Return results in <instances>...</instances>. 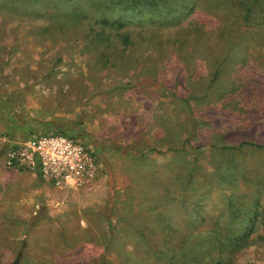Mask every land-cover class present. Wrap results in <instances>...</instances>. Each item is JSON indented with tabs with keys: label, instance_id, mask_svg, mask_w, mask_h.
Wrapping results in <instances>:
<instances>
[{
	"label": "rangeland",
	"instance_id": "1",
	"mask_svg": "<svg viewBox=\"0 0 264 264\" xmlns=\"http://www.w3.org/2000/svg\"><path fill=\"white\" fill-rule=\"evenodd\" d=\"M153 1L0 0V264H12L19 252L20 264H178L164 241L165 227L149 209L155 198H170L163 208L179 229H191L189 222L196 228L199 214L218 215L238 198L242 217L250 214L255 185L236 179L246 164L264 161V148L223 150L212 143L223 137L219 144H264V111L257 112L264 98L236 94L253 106L245 119L216 110L213 100L233 81L245 82L241 88L251 96L258 84L263 94L264 60L257 50H264V0ZM76 2L88 11L84 29L51 33V16L59 25ZM195 4L213 10L222 27L235 28V37L216 53L219 62L193 48L151 55L142 43L105 64L89 43V26L106 15L132 27L150 26L146 37L155 44L153 34L172 31ZM216 68L215 90H205ZM190 95L199 96L192 100L195 132L181 100ZM56 131L94 152L99 172L84 186L59 188L7 167L9 147ZM192 171L195 195L177 180ZM187 194L203 199L182 225L176 214L184 213ZM221 220L230 221V212ZM191 238L199 254L202 238ZM236 264H264V243L256 239Z\"/></svg>",
	"mask_w": 264,
	"mask_h": 264
},
{
	"label": "trees",
	"instance_id": "2",
	"mask_svg": "<svg viewBox=\"0 0 264 264\" xmlns=\"http://www.w3.org/2000/svg\"><path fill=\"white\" fill-rule=\"evenodd\" d=\"M149 1L156 3L153 0ZM244 5L246 10L245 15L248 17L250 6L248 4ZM86 12L88 11L85 10L82 4L79 2L74 3L70 7L69 15L62 19L63 21H59L61 22L59 25H57V19L53 15L51 16L55 22L52 25L53 28L49 31L51 33L61 31V35H66L65 31H67V35H77L81 29H84L81 25L84 19L87 18ZM189 13L191 15L187 16L186 20L178 21L172 25L174 26L172 31L167 28L164 31L158 30V34L154 33L153 40H157L155 44L152 42V38L146 37L151 33L149 30L150 26L140 25L132 27L118 19L115 20L106 15H102L96 19L95 23L89 26V35L93 37L89 43L99 51L98 57L105 61V64L112 61V55L118 52L120 53V51L132 50L135 46L141 45L142 43L145 44L147 53L151 55H157L162 50L164 54L175 53L174 55L177 56L176 54H185V52L193 48L201 53H205L206 57H210V59H215L219 62L220 59L216 56V53L220 49H225L229 38L235 37L234 26L225 24L222 27L220 20H214L213 10L202 9L198 4L190 8ZM168 26L171 25L168 24ZM257 51L262 55L260 58L264 60V50L258 49ZM219 77L220 69L216 68L205 90L213 88L214 91V86ZM244 86L245 82L239 85L237 81H233L231 86H228L229 88L225 87L221 93L216 94L215 100H213L216 110L224 114H231L232 117L237 118H244L245 116L251 115L253 106L245 98L244 100L238 99L236 94L239 92L238 96L245 95L248 100H254V98L263 99L264 90L263 94H261L262 86L258 84L254 87L252 86L257 96H251L241 88ZM207 95L204 94L201 97L205 98ZM198 97L197 95H190L189 98L181 99L186 103V107L190 109L192 116H190V120L193 122L192 128L194 132L198 129L197 124H199V120H196L192 100ZM261 110L264 111V105L257 108V112ZM222 139L223 137H220L219 140L212 143V146L219 147L223 150L238 149L245 145H248V147L264 148V144H258L251 140H245L238 145H228L223 142L219 144V141ZM189 140L190 138L186 139L188 143H190ZM245 166L246 168L238 170L239 180L236 179V181L250 182L255 185L256 191V194L252 197L253 202H250L252 204L251 212H249L250 214L247 215L246 219L242 217L240 212V203L242 202L241 198H238L227 201L225 210L222 207L218 215L213 216L212 213H208V216L199 214L200 222L196 224V228L195 223L190 224L189 222L185 226L189 227L190 225L191 229H179V227H175L177 225L172 220L174 215H168L163 208L164 202H169V197L167 199L155 198L153 203H151L149 209L151 213L154 212L152 213L153 217L165 227L163 229V238L168 249L172 251L171 259L174 262L178 264H200L202 260H205L208 264H236L240 253L254 244L256 239L264 243V161L261 162L255 159ZM196 179L197 177L192 171L177 180H182L184 182V190L195 195L198 191V188L195 187L197 184L194 182ZM168 186V190H170V183ZM176 194L180 193L177 191ZM191 194L185 196L184 213L176 210V215H181L179 221L182 225L183 221L188 223L190 212L193 208L199 212L200 207L198 208V206L201 204L193 207L192 205L195 202L199 204L201 199H203L195 200L196 197ZM205 206L206 208L209 207L210 202L206 201ZM229 212L230 221L223 222L221 219L225 216L227 218ZM226 226L228 227L227 229ZM197 229H204V231H198ZM195 235L202 238L200 244L201 252L199 254L194 252V248L191 245V237Z\"/></svg>",
	"mask_w": 264,
	"mask_h": 264
},
{
	"label": "built area",
	"instance_id": "3",
	"mask_svg": "<svg viewBox=\"0 0 264 264\" xmlns=\"http://www.w3.org/2000/svg\"><path fill=\"white\" fill-rule=\"evenodd\" d=\"M5 162L11 169L40 170L44 180L59 188L84 186L99 172L94 152L61 132L31 135L17 142L7 149Z\"/></svg>",
	"mask_w": 264,
	"mask_h": 264
},
{
	"label": "water",
	"instance_id": "4",
	"mask_svg": "<svg viewBox=\"0 0 264 264\" xmlns=\"http://www.w3.org/2000/svg\"><path fill=\"white\" fill-rule=\"evenodd\" d=\"M38 176H39V177H42L40 170L38 171ZM21 255H22V253L19 252L18 255H17L16 260H15L12 264H20V258H21Z\"/></svg>",
	"mask_w": 264,
	"mask_h": 264
},
{
	"label": "crops",
	"instance_id": "5",
	"mask_svg": "<svg viewBox=\"0 0 264 264\" xmlns=\"http://www.w3.org/2000/svg\"><path fill=\"white\" fill-rule=\"evenodd\" d=\"M57 132V131H56ZM11 170H16V171H18L19 169H11ZM19 171H21V170H19ZM23 171V170H22ZM24 171H26V170H24ZM27 173H33L35 176H37L40 180L42 179V177H39L38 176V172H36V173H34V172H30V171H26Z\"/></svg>",
	"mask_w": 264,
	"mask_h": 264
},
{
	"label": "flooded vegetation",
	"instance_id": "6",
	"mask_svg": "<svg viewBox=\"0 0 264 264\" xmlns=\"http://www.w3.org/2000/svg\"><path fill=\"white\" fill-rule=\"evenodd\" d=\"M66 134H68V133H66ZM68 135H70V134H68Z\"/></svg>",
	"mask_w": 264,
	"mask_h": 264
}]
</instances>
